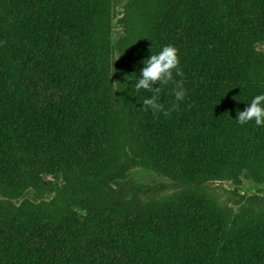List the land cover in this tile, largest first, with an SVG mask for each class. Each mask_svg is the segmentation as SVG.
Instances as JSON below:
<instances>
[{
    "label": "trees",
    "instance_id": "obj_1",
    "mask_svg": "<svg viewBox=\"0 0 264 264\" xmlns=\"http://www.w3.org/2000/svg\"><path fill=\"white\" fill-rule=\"evenodd\" d=\"M146 10L114 88L104 0H0V194L46 193L51 176L67 195L56 218L0 213V264H264V212L230 220L192 192L143 205L100 190L120 167L118 136L175 183L264 173V127L235 121L264 93L252 49L264 40V0H152ZM169 44L186 98L176 102L170 82L160 102L171 110L153 114L151 93L124 76Z\"/></svg>",
    "mask_w": 264,
    "mask_h": 264
},
{
    "label": "rangeland",
    "instance_id": "obj_2",
    "mask_svg": "<svg viewBox=\"0 0 264 264\" xmlns=\"http://www.w3.org/2000/svg\"><path fill=\"white\" fill-rule=\"evenodd\" d=\"M152 0H104L103 32L109 38V67L111 80L115 88L120 71L118 62H121V53H127V42L137 34L135 26L144 22L143 17ZM253 52L262 60L260 69L264 76V40L253 44ZM117 93V89L115 90ZM115 93V94H116ZM117 97V95H116ZM118 98V97H117ZM120 118V116H119ZM118 136L120 149L118 150L120 167L105 184H101L100 190L105 194H114L119 188L126 192V199L137 195L141 204L147 205L153 201L165 200L182 192H192L206 198L216 209L232 220L255 218L264 212V173L255 179L246 172L235 177L208 182L201 186L189 183H175L167 177H163L148 171L132 154L129 141ZM50 190L40 193L28 189L16 199L7 198L0 194V213L19 208L35 210L56 218L59 214L66 213L64 209L67 195L63 192V181L54 180L51 176H42ZM110 196V195H108ZM24 206V207H23ZM79 217L84 213L76 210Z\"/></svg>",
    "mask_w": 264,
    "mask_h": 264
},
{
    "label": "clouds",
    "instance_id": "obj_3",
    "mask_svg": "<svg viewBox=\"0 0 264 264\" xmlns=\"http://www.w3.org/2000/svg\"><path fill=\"white\" fill-rule=\"evenodd\" d=\"M150 51V50H149ZM178 50L173 45H163L155 53L150 51L148 58L141 61L142 67L139 75H125L124 79L132 84V88L151 93L143 99V108L153 114L162 113L168 115L164 105L160 102L161 90L170 82L175 83L173 90L176 102H184L186 90L179 81H174V76H182L179 67ZM127 87V85H124ZM245 109L238 111L235 121L240 125L254 122L257 127H264V93L254 95L250 101L244 103ZM177 105H172L175 108Z\"/></svg>",
    "mask_w": 264,
    "mask_h": 264
}]
</instances>
